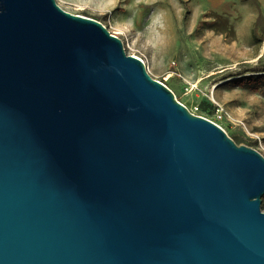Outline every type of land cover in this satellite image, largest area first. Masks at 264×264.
Instances as JSON below:
<instances>
[{"label": "water", "instance_id": "1", "mask_svg": "<svg viewBox=\"0 0 264 264\" xmlns=\"http://www.w3.org/2000/svg\"><path fill=\"white\" fill-rule=\"evenodd\" d=\"M263 196L99 21L0 0V264H264Z\"/></svg>", "mask_w": 264, "mask_h": 264}, {"label": "rangeland", "instance_id": "2", "mask_svg": "<svg viewBox=\"0 0 264 264\" xmlns=\"http://www.w3.org/2000/svg\"><path fill=\"white\" fill-rule=\"evenodd\" d=\"M99 21L192 113L264 155V0H55ZM264 212V196L261 200Z\"/></svg>", "mask_w": 264, "mask_h": 264}, {"label": "trees", "instance_id": "3", "mask_svg": "<svg viewBox=\"0 0 264 264\" xmlns=\"http://www.w3.org/2000/svg\"><path fill=\"white\" fill-rule=\"evenodd\" d=\"M252 39H253L254 43L260 44L262 42V40H264V34L261 35L260 37H258L256 35V33L254 32L253 35H252ZM257 80L261 81L262 86L264 87V74L261 75L259 78H257Z\"/></svg>", "mask_w": 264, "mask_h": 264}]
</instances>
